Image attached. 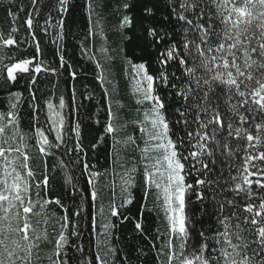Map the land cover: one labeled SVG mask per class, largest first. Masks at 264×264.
<instances>
[{
  "label": "snow or ice",
  "instance_id": "6c2138e0",
  "mask_svg": "<svg viewBox=\"0 0 264 264\" xmlns=\"http://www.w3.org/2000/svg\"><path fill=\"white\" fill-rule=\"evenodd\" d=\"M37 2L31 0L33 10L28 13L24 24L39 54L40 44L32 31L33 13L38 15L40 11L35 7ZM133 6L125 5L129 11ZM69 7L70 0H56L58 13H67ZM141 9L140 39L153 48L164 46L156 56L157 63L161 65L157 75L160 83L169 89L166 97L156 95L157 77L149 74L147 63L131 64L135 91L142 95L138 103L150 104L141 123L150 124L151 130L140 128V132L148 136L146 143L150 144L143 149L142 159L146 161L144 177L147 187L154 186L163 196L172 237L164 246L167 252L164 253V248L160 252L166 254V264H264V192L254 193L252 190L253 184L264 190V0H165L163 11L167 15H158L161 12L158 4L142 0ZM22 11L24 8L21 6L18 12ZM18 12L9 10L8 15L13 22L18 19ZM50 20L49 16L45 24L52 26ZM134 21L135 17L125 16L122 26H132ZM55 26L61 29L58 39H62L64 20L59 19ZM42 30L47 32L48 28ZM19 31L16 26L11 27L7 35L0 31V51L21 43L23 37L18 35ZM4 59L0 56L4 81L15 84L27 77L32 101L36 100L38 89H32L38 83V76L58 72L57 67L46 66L37 56L14 61L9 57L7 64ZM170 63L175 65L179 75L167 70ZM59 66L64 67L63 55ZM70 78L75 80V71L70 72ZM96 79L103 87L106 77L99 74ZM104 93L105 96L109 94L107 88H104ZM13 96L15 102L10 103L9 111L0 112V264H32L33 252L39 248L42 239L31 222L33 209L39 205L43 210L50 203L62 208L63 205L59 198L54 201L45 199L42 203L32 200L33 187L48 191L50 176L44 172L36 180L32 157L19 132V94ZM58 99V105L51 98L44 105H31L37 124L39 112H42L44 123L49 126L47 129L35 127L34 135L41 145L39 151L48 154V150L64 146L67 153H77L79 161L85 151L81 122L73 124L71 114L63 111L68 106L64 96ZM169 109L176 114L174 120L168 118L172 114ZM107 117L103 133L94 137L95 142L89 147L95 149L110 135L113 136L114 150L120 144L134 145L135 139L131 136L115 139L119 129L111 104ZM66 124L70 127L66 128ZM172 124H178L184 130V137L178 141L170 135ZM52 134L54 139L50 140ZM70 142L73 147L68 146ZM150 151L161 155L153 162L148 155ZM80 162L88 174L90 196L95 201L100 195L96 181L102 174L92 171L94 166ZM134 171L135 168L126 170L121 176L122 193L127 198L119 207L132 203L128 189L134 183ZM192 173L196 178L190 184L186 177ZM206 191L212 192L213 210L208 215L213 223L206 229H196L190 223L187 194L191 192L196 201L203 203ZM226 191L233 193L234 197L217 200V195ZM241 194H244L243 203L236 199ZM119 207L113 194L108 216H119ZM64 210L67 213V209ZM62 220L54 251L49 257L52 264H69L67 214ZM114 227L110 220L105 223V235H110L108 230ZM135 228L143 231L139 222ZM193 233L198 239H194ZM71 235H77L75 229ZM43 238L46 239V235ZM174 239L181 241L179 252ZM72 247L78 252L84 251L82 245ZM109 254L115 256L116 250L109 247L104 256L97 253L94 258L96 264H108L105 257ZM77 264L91 262L78 259Z\"/></svg>",
  "mask_w": 264,
  "mask_h": 264
},
{
  "label": "trees",
  "instance_id": "16d2710c",
  "mask_svg": "<svg viewBox=\"0 0 264 264\" xmlns=\"http://www.w3.org/2000/svg\"><path fill=\"white\" fill-rule=\"evenodd\" d=\"M141 2L142 0H70L69 11L60 14L56 10V0H38L35 7L40 11L38 15L33 13L32 31L35 32L36 41L40 44L39 54L24 24L28 13L33 10L31 0L0 2V31L7 35L11 27L16 26L20 29L18 35L23 37L18 46L0 51V56L5 57L4 63H9V57L14 61L37 56L46 66L58 68L56 74L42 73L38 76V83L32 89L33 91L38 89L35 101L30 98L27 77L11 84L4 81V73L0 71V112L9 111L10 103L15 102L13 94L18 93L19 132L23 135V143L27 145V152L32 157L31 165L36 173V180L44 172H48L50 176L48 191L33 187L32 200L42 203L45 199L54 201L59 198L63 205L62 208L55 203H50L45 205L43 210L39 205L33 209L31 222L42 239L39 248L33 252L32 264H52L49 257L54 251L55 239L61 230L62 218L65 214L69 217L67 229L69 245L66 248L70 258L69 264H77L78 259H86L91 264H96L94 258L97 253L104 256L109 247L116 250V255L109 254L105 257L108 264H166L167 256L162 254L160 249L164 248L168 239L172 237L169 235L163 196L154 186L147 187L144 177L146 161L142 159L143 149L150 147V144L146 143L148 136L141 133L140 128L145 127L151 130L150 124L141 123L150 104L145 103L142 107L137 103L131 64L147 63L149 74L157 77L155 85L157 95L166 97L169 89L160 83L157 75V69L161 68V65L157 63L156 56L164 46L159 45L153 48L140 39L139 23L143 16ZM151 2L161 7L158 15H167L163 11L165 0H151ZM89 5H91V12ZM125 5L134 6L129 11ZM21 6L24 11L18 12ZM9 10L13 13L18 12V19L15 22L8 15ZM49 16L52 26L45 24ZM125 16L135 17L134 25L122 26ZM61 18L64 20L63 38L58 39L61 29L55 25ZM45 27L48 28L47 32L42 30ZM61 55L64 58V67L59 66ZM97 64L100 65L99 68ZM167 70L179 75L175 65L171 63ZM71 71L76 72L75 80L70 78ZM99 74L106 77L103 87L96 79ZM104 88L108 89L107 96H105ZM61 95L64 96L68 105L63 110L64 113L71 114L70 119L73 124L77 121L81 122L85 151L80 155L79 161L78 154L67 153L64 146L50 149L48 154H41L39 151L41 145L37 143L38 138L34 135L35 127L43 126L47 129L49 126L44 123V115L39 112V109L37 110L39 124H37L33 119L31 105L33 103L44 105V102L50 98L58 105V98ZM89 96L90 99L87 98ZM109 104L117 117L116 123L119 130L115 139H127L131 136L135 139V144H120L114 150L113 136L110 135L103 143L92 149L89 145L95 142L93 138L103 133ZM169 111L172 114L168 118L174 120L175 112L172 109ZM97 120L99 123H96ZM67 127L70 125L66 124ZM69 135L72 134L69 133ZM170 135L174 141L184 137L182 126L170 125ZM49 139L53 140L54 134L50 135ZM68 146L73 147V143L70 142ZM116 153L118 156L115 155ZM148 155L154 162L161 153L150 151ZM61 161L64 163L61 164ZM80 161L94 166L91 170L102 174L96 181L100 195L95 201L91 199L89 177ZM133 168H135L132 173L134 183L128 189L131 192L132 203L119 207L127 198L122 193L121 176L126 170ZM195 178V173L188 175L187 183H194ZM32 183L34 185L35 180ZM252 190L254 193L264 192L255 184ZM113 194L120 212L117 217L108 216V206L113 200ZM205 196L204 202L200 203L195 200L191 192L187 194L190 223L196 229H206L213 223L208 215V212L213 210L212 192L206 191ZM223 197L232 199L234 194L226 191L218 194L216 198L220 200ZM236 199L243 203L244 194ZM64 209H67V213ZM76 212H79V215H75ZM124 217L128 219H123ZM109 220L115 227L108 230L110 235H105L103 225ZM138 222L141 223L143 231L135 228ZM73 229L77 235H71ZM45 235L46 239L43 238ZM193 237L198 239L195 233ZM180 243L179 239H174L178 252ZM72 245H82L84 251L78 252ZM166 252L167 249L164 248V253Z\"/></svg>",
  "mask_w": 264,
  "mask_h": 264
},
{
  "label": "rangeland",
  "instance_id": "374dc122",
  "mask_svg": "<svg viewBox=\"0 0 264 264\" xmlns=\"http://www.w3.org/2000/svg\"><path fill=\"white\" fill-rule=\"evenodd\" d=\"M129 74H131L130 72H129ZM132 82H133V84H134V87L136 88V83H135V80L134 79H132ZM136 92V91H135ZM157 95V94H156ZM136 98H137V103H138V100H140V99H142V95L141 94H138L137 92H136ZM145 103H147V102H145ZM145 103H138V105H140V106H142V107H144V104Z\"/></svg>",
  "mask_w": 264,
  "mask_h": 264
}]
</instances>
